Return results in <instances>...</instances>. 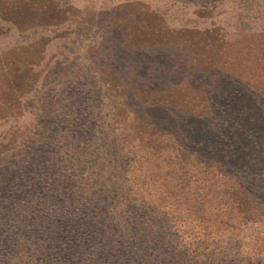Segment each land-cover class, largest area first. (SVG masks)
<instances>
[{
  "label": "rangeland",
  "instance_id": "rangeland-1",
  "mask_svg": "<svg viewBox=\"0 0 264 264\" xmlns=\"http://www.w3.org/2000/svg\"><path fill=\"white\" fill-rule=\"evenodd\" d=\"M143 241L264 264V0H0V264Z\"/></svg>",
  "mask_w": 264,
  "mask_h": 264
},
{
  "label": "trees",
  "instance_id": "trees-1",
  "mask_svg": "<svg viewBox=\"0 0 264 264\" xmlns=\"http://www.w3.org/2000/svg\"><path fill=\"white\" fill-rule=\"evenodd\" d=\"M31 179H28V178H26V180H25V183H27V182H29ZM94 201H95V204H97V205H94V207H95V211L96 210H99V208H98V205H104L103 204V202L102 201H100V199H99V197H95L94 198ZM126 245H127V243H125ZM133 244H136V245H134V246H136V248L135 249H130V251L129 252H126V255L129 257V259H130V264H137V262L136 261H134L135 259L134 258H136L137 256L139 257V258H143V256L142 255H140V253L138 252V248L141 250V252H143L144 251V248L142 247V245H145L146 243H144V241L143 242H140V243H132V245ZM122 244H120V246H121ZM103 250V249H102ZM102 250H101V252H102ZM137 250V251H136ZM88 251H91V248L90 249H88V250H85V251H80L81 253H82V255H81V257H83V256H85V257H88V254H89V252ZM64 253V252H63ZM72 252L71 251H69V255H67V254H62L61 256H59V254H56V255H53V257H52V259H53V263L52 264H61L62 262H65L66 264H69V262H70V258H72ZM87 256H86V255ZM90 257L91 256H93V255H89ZM96 256H98V253L96 252L95 253V258L97 259V257ZM94 257V256H93ZM100 257L101 258H103L104 260H102V261H100V262H102V263H100V264H109V262L111 261V260H114L112 263L113 264H123V255H121V253H119V250H108V251H106L105 253H101L100 254ZM76 260V259H75ZM98 260V259H97ZM77 261V260H76ZM78 262V261H77ZM126 264H128V263H126Z\"/></svg>",
  "mask_w": 264,
  "mask_h": 264
}]
</instances>
